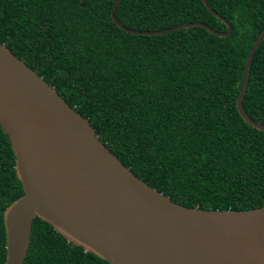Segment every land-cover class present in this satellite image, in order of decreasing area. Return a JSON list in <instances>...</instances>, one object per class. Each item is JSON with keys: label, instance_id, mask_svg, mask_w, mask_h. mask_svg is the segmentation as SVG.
<instances>
[{"label": "trees", "instance_id": "1", "mask_svg": "<svg viewBox=\"0 0 264 264\" xmlns=\"http://www.w3.org/2000/svg\"><path fill=\"white\" fill-rule=\"evenodd\" d=\"M231 26L129 34L113 0H0V44L87 119L103 145L171 201L245 210L264 202V131L235 108L248 49L264 27V0H206ZM115 18L144 31L199 21L224 31L201 0H119ZM244 112L264 125V37L249 63ZM0 129L2 212L22 195ZM22 264H108L35 217Z\"/></svg>", "mask_w": 264, "mask_h": 264}, {"label": "water", "instance_id": "2", "mask_svg": "<svg viewBox=\"0 0 264 264\" xmlns=\"http://www.w3.org/2000/svg\"><path fill=\"white\" fill-rule=\"evenodd\" d=\"M129 34L156 35L201 26L223 37L231 26L203 22L138 31L114 16ZM264 27L247 51L235 108L261 131L241 106L249 63ZM0 129L7 136L22 195L2 212L3 264H22L32 220L47 222L67 241L108 264H264V202L245 210L186 207L131 173L98 139L87 119L70 107L34 70L0 44Z\"/></svg>", "mask_w": 264, "mask_h": 264}]
</instances>
